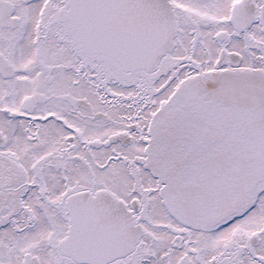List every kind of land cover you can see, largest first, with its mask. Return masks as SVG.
Returning <instances> with one entry per match:
<instances>
[{
	"label": "snow or ice",
	"instance_id": "obj_1",
	"mask_svg": "<svg viewBox=\"0 0 264 264\" xmlns=\"http://www.w3.org/2000/svg\"><path fill=\"white\" fill-rule=\"evenodd\" d=\"M0 264H264V0H0Z\"/></svg>",
	"mask_w": 264,
	"mask_h": 264
}]
</instances>
